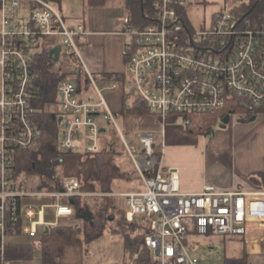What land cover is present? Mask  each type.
<instances>
[{"label":"built area","instance_id":"2783aa9c","mask_svg":"<svg viewBox=\"0 0 264 264\" xmlns=\"http://www.w3.org/2000/svg\"><path fill=\"white\" fill-rule=\"evenodd\" d=\"M185 4L186 0H157L154 19L143 27L125 17L119 27L126 39L124 76L108 80L88 72L78 43L85 34L83 27L69 25L52 0H0V264H8L3 254L6 237L18 230L32 231L19 227L20 198L26 192L12 171L16 151L34 149L39 143L35 92L45 55L54 63L52 72H72L56 85L57 152L52 158L56 166L68 154L99 151L105 123L116 124V113L104 94L118 87L125 109L142 106L158 115L160 136L168 117L180 118L191 130L194 115L242 116L264 107V23H253L232 6L218 12L210 26L192 29L178 11ZM56 47L57 59L50 54ZM84 84L93 95L86 94ZM133 139L136 144L130 145L121 135L145 189L119 195L126 221L137 220L148 228L134 258L147 248L148 264H200L194 255L196 237L221 236L238 243L242 251L247 249L249 225L264 226V190H221L206 184L199 192H183L176 172L165 170L161 156L154 153L155 134L138 132ZM78 194L75 179L63 181L52 193L58 200ZM54 209L57 218L74 213L69 204L56 203ZM32 214L25 211L28 217Z\"/></svg>","mask_w":264,"mask_h":264},{"label":"crops","instance_id":"0c3cea01","mask_svg":"<svg viewBox=\"0 0 264 264\" xmlns=\"http://www.w3.org/2000/svg\"><path fill=\"white\" fill-rule=\"evenodd\" d=\"M52 2L55 7V4L59 3L60 9L56 8L69 25H82L85 34L78 37V43L88 72L97 78L120 80L125 71L123 47L126 39L120 35L119 27L125 17L130 18L125 1L106 0L103 5L93 6L89 5L87 0H81L78 10L71 8L70 0H64L62 7L60 0H52ZM225 6L224 0H186L184 7L186 21L192 29L208 27L213 23L216 14L226 8ZM85 86L88 89L86 94L93 95L89 84ZM105 93L108 94L109 101L111 100L110 108L116 114L118 112L121 116H130L135 121L145 118L148 126L136 133L155 134L162 166L165 170L171 169L176 172L181 191L199 192L206 184H213L221 190L246 192L264 190V112L258 113L254 119L238 115L230 116L225 126L218 124L209 133L190 131L184 127L180 118L168 117L165 120L163 136H160L161 123L157 114L147 110L137 117L124 114L122 88L118 87L105 91ZM56 110L58 111V108ZM148 114L154 116L155 120H147ZM104 129L102 133L106 131ZM122 171L128 173L129 176L114 184L115 192L110 193L112 195L120 196L122 192L137 190L125 187L124 190L119 189L123 183L127 184L133 180L132 170ZM54 176L56 181L41 174L26 176L20 173L18 175L16 184L22 185L26 192L20 198L22 216L19 220V227H30L32 231L25 233L18 230L17 234L6 237L3 254L8 264H96L90 259V253L91 247L99 237L86 241L83 233L84 224L87 221L91 222L94 216L84 206L79 212H75L74 208V213L69 218H57L54 204L73 205L70 202L71 198L58 200L52 195L61 187L63 181L75 179L79 184L77 196L83 203L94 205L93 197L104 194L98 192L96 181L98 169L95 159L94 157L92 160L85 158L82 152L68 154L64 163L56 166ZM36 177L38 180L33 182ZM44 177L47 181L43 179ZM57 179L60 182L59 186ZM30 182L34 185L33 189H29ZM27 209L32 211L31 217L25 215ZM70 219V223L80 228L77 232L79 240L75 243L64 244L60 255L54 261L45 259L39 243L41 234L56 226L67 224L69 221L66 220ZM112 220L108 218L104 222L108 225L107 222H112ZM247 236H253L246 237L248 251H252V246L261 249L264 240V226L250 224ZM237 257L239 256L234 255L230 258ZM122 260L123 258L113 263Z\"/></svg>","mask_w":264,"mask_h":264},{"label":"trees","instance_id":"16d2710c","mask_svg":"<svg viewBox=\"0 0 264 264\" xmlns=\"http://www.w3.org/2000/svg\"><path fill=\"white\" fill-rule=\"evenodd\" d=\"M89 5L99 6L106 3V0H87ZM125 6L130 17V20L138 27H143L150 23L155 16L157 9L155 2L157 0H124ZM233 10L240 16L250 17L253 15L259 16L254 18L255 24L264 23V0H247L240 2L233 7ZM181 20L186 27H190L186 21L184 9H178ZM54 63L44 56L40 59V76L38 79V89L36 90V107L38 109L35 118L38 122L40 131L39 143L34 149L21 150L18 149L15 154V162L13 167V178L17 183V177L20 173L26 176L32 174H41L47 178L56 181L55 169L56 165L53 163L52 158L57 150V129L58 118L56 109L51 108V104L57 96L56 85L61 78L69 77L72 72L68 70L61 74L52 72ZM79 81L80 75L76 77ZM146 110L140 106L132 110L125 109L124 114L136 116L145 113ZM264 112L263 108H257L255 112L244 114L241 117L251 118L258 113ZM224 116L220 113H209L191 116L193 128L190 131L197 133H209L215 126L221 123ZM120 141V140H119ZM119 145V143H118ZM154 153L159 156L156 142L154 143ZM120 154L117 146L110 144L109 146L100 145L99 151L93 154L98 169L97 185L98 192L104 193L94 196L95 204L89 205L83 203L79 196H72V205L75 212H79L84 206L89 209L94 218L87 221L83 226L84 238L86 241H92L100 237L105 230L112 234H117L123 237L124 240V257L121 262L113 264H148L151 262L150 253L147 248H144L137 258L134 254L138 251L142 239L148 232V228L142 225L139 221L132 222L126 221L125 211L126 206L123 202V197L112 195L115 192L114 184L125 180V173L120 166L116 163L115 158ZM131 177H139L136 170L133 168ZM60 182L57 179V185ZM57 186V188H58ZM106 193V194H105ZM70 203V202H69ZM112 218L116 225H106L104 221ZM79 226L75 227L73 223L59 225L55 228L41 234L39 239L40 247L45 259L54 261L61 253L62 246L66 243H75L78 239ZM250 254L246 252L239 259L230 258L227 264H254L250 260ZM252 258V257H251ZM237 259V260H236ZM154 264V263H153Z\"/></svg>","mask_w":264,"mask_h":264},{"label":"rangeland","instance_id":"374dc122","mask_svg":"<svg viewBox=\"0 0 264 264\" xmlns=\"http://www.w3.org/2000/svg\"><path fill=\"white\" fill-rule=\"evenodd\" d=\"M64 0H60L61 7ZM71 8L72 9H79L78 6H80L81 0L77 3L76 0H70ZM247 0H224V3L226 2V8L234 7L238 5L240 2H246ZM56 7L59 8V3L57 2ZM259 17L256 15L251 16L252 21L254 18ZM254 23V21H253ZM63 55V54H62ZM64 58V57H62ZM58 65V64H57ZM68 62L63 63V70L66 71L69 66ZM59 66V65H58ZM105 100L107 104L110 107V101L108 94H104ZM59 105L57 103L51 104L52 109H57ZM111 109V108H110ZM112 110V109H111ZM112 112H114L112 110ZM115 113V112H114ZM234 117V115L232 116ZM147 120H155V117L152 115L146 116ZM116 124H108L105 123V132L101 133L99 135V142L100 145H106L109 146L113 143V145L117 146V149L119 148L120 154H118L115 158L116 163L120 166L122 170H125L128 172V170H132L133 166L127 157L126 149L123 144V141L121 140V135H123L128 141L130 145L136 144V141H134L133 137H135V134L139 130L145 129L144 127L148 126L145 118H140V120L137 122L130 116H121L118 112L116 114ZM120 140V141H119ZM119 143V145H118ZM85 158L92 160L93 155H87L83 154ZM127 176H129L128 173H125L124 178L127 179ZM44 180L45 177L43 178ZM131 179V177H130ZM38 178L33 180V182H36ZM124 184V183H123ZM120 186L119 189L124 190L126 189H137V190H143L145 189L141 179L139 177H133V180L125 183L124 185ZM116 187V186H115ZM125 187V188H124ZM34 185L32 182L29 183V189H33ZM114 189V188H113ZM115 190V189H114ZM67 223H70V220ZM108 225L114 226L116 225L114 221L107 222ZM257 234V233H256ZM246 237H253V236H246ZM195 244L198 246V249L196 252H194V255L200 259V264H227V260L230 259L228 256L231 252L240 253L239 257L237 259L241 258L243 254L246 252L247 254H250L249 257L250 260L254 262V264H264V240L262 241L263 247L261 249H258L257 247L252 248V251H248L247 249L241 250L240 245L236 243L233 240H229L228 238H224L221 236H215L213 238H210L209 240H206L203 237H197L195 238ZM90 259L94 261L96 264H111L113 262L120 261L123 258V237L117 234H112L110 232H104L97 241L94 242L93 246L91 247V253H90ZM252 257V258H251ZM236 259V260H237ZM226 261V262H225Z\"/></svg>","mask_w":264,"mask_h":264},{"label":"water","instance_id":"95a60500","mask_svg":"<svg viewBox=\"0 0 264 264\" xmlns=\"http://www.w3.org/2000/svg\"><path fill=\"white\" fill-rule=\"evenodd\" d=\"M58 50H59L58 47H56L55 49L50 50V54H51V53H54V54H55V59H57L56 57H57V55H58ZM254 117H255V116H252L251 119H254ZM229 118H230L229 115H225V116L222 118V121H221L220 125H221V126H225V124L228 123ZM70 202L72 203V200H70Z\"/></svg>","mask_w":264,"mask_h":264}]
</instances>
